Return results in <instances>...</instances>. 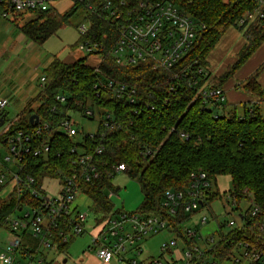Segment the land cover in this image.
<instances>
[{
	"label": "built area",
	"instance_id": "obj_1",
	"mask_svg": "<svg viewBox=\"0 0 264 264\" xmlns=\"http://www.w3.org/2000/svg\"><path fill=\"white\" fill-rule=\"evenodd\" d=\"M2 1L8 7V11L1 15L4 18L10 14L44 12L49 9L45 0H0ZM70 1L76 10L80 8L84 10V20L77 26L81 37L77 50L87 57L100 58L98 63L90 67L96 76L92 87V98L113 100L128 110L124 112L122 118L114 111H107L92 104L90 100L82 104V101L77 99L73 100V105L78 112L70 113L54 130L50 129L47 121L38 118L37 126L30 132L19 130L11 132L15 120H5L0 135V140L7 151L3 162L11 165L13 170H7L8 177L0 173V192L10 188L4 198L13 193L22 207L1 222V227L9 236L7 244L0 252L2 264H21L16 260L17 254L32 260L40 251H57L58 246L67 245L86 232L89 212H79L75 202L79 195H83L80 190L82 186L94 184L103 176L102 169L105 165L102 160L99 161V157L104 151L102 143L106 135L120 129L123 123L132 125L140 115L155 109L154 103L142 101L140 91L135 85L105 77L100 67L104 58H111L115 65L121 67L139 63L149 64L153 71L168 74L170 82H174L177 88L193 91L194 99L200 100L204 110L216 108L222 112L225 108L223 113L226 116L231 112L226 107L224 90L212 85L213 75L208 66L199 65L197 57L190 58V53L204 26L198 24L185 12L180 3L182 0ZM231 1L240 3V9H250L236 21V29H240L246 39L245 33L249 27L264 19V0ZM90 17L98 19L108 27L109 35H104V41L99 42L90 38L92 27ZM43 82L44 78L39 77L40 85ZM175 90L174 85L168 88V92ZM69 99V96L60 94L55 97V103L66 105ZM7 106L8 101L0 98V117ZM95 114L99 117V123L94 134L76 129L77 123L73 115L92 120ZM55 132L58 133L57 137L61 136L72 141L68 149V157L64 161V166L57 167L52 174L44 175L37 180L33 174L26 172L27 162L29 159L41 160L42 164L47 166L56 146ZM180 137L185 138L183 134ZM96 140H99L100 144L93 147L92 142ZM86 141L91 144H87ZM152 154L153 151L149 148L140 152L143 157ZM112 170L113 178L117 174H125L126 166L121 163L112 167ZM45 181H56L57 186L51 184L53 185L51 189L50 185L45 187ZM48 190L52 195H48ZM213 192L212 184L205 173H191L186 187L165 191L160 207L170 217H176L181 213L191 219L201 209L209 207L210 203L220 199L218 195L215 200L210 201ZM24 196L27 198L22 202ZM225 203L228 211L224 210V213H235L240 224L234 221L219 222L218 215L210 211L212 219L217 224L215 231L218 236L217 241L213 236L207 238L197 236V227L203 228L207 224L206 217L199 219L194 230L183 229L186 241L191 242V248L182 251V264H191L206 252L212 251L213 246L223 239L225 233L243 231L246 227L245 215L252 219L258 214L257 207L249 201L241 204L238 210L236 198L230 192L226 196ZM125 225H128V231H125ZM99 226L98 233L91 238V245L95 249L96 257L107 264L113 259L120 258V254L128 247L140 252V242L167 230L168 222L161 215L138 213L128 215L120 211L103 219ZM220 228L224 235L221 234ZM259 230L264 231V223ZM24 234L36 241L34 252L19 253ZM198 240L204 243L203 248L197 245ZM175 245L174 241L170 245L162 244L161 255H165L170 247ZM237 248H240L242 253L234 255V263H238L242 257L250 264H264V254L249 251L246 241L238 242ZM162 256L159 259H152L147 264H161ZM130 264L138 263L132 260ZM208 264L217 263L210 261Z\"/></svg>",
	"mask_w": 264,
	"mask_h": 264
},
{
	"label": "trees",
	"instance_id": "obj_2",
	"mask_svg": "<svg viewBox=\"0 0 264 264\" xmlns=\"http://www.w3.org/2000/svg\"><path fill=\"white\" fill-rule=\"evenodd\" d=\"M180 3L192 19L204 26L190 53V58L197 57L198 64L203 67L208 66L207 58L223 35L231 28L236 29L237 19L246 10H250L240 9V3L231 0H182ZM7 11L5 2H0V16ZM78 12L84 15L81 8L71 9L66 14L57 13L51 8L44 12H30L36 16L25 22L20 30L28 40L42 45L60 29L72 25L73 16ZM90 18V38L104 41V35H109L108 27L98 19ZM237 30L241 32L240 29ZM245 34L246 41L238 51L235 63L228 66L219 77L212 78L213 86L223 89L224 84L233 78L264 43V19L252 24ZM85 60L86 58L65 63L54 58L41 75L44 82L40 85L37 98L39 106L20 115L12 123L10 131L30 132L37 126L29 122L32 115H36L41 121H47L50 129L54 130L62 119L73 111L78 112L73 105V100L77 99L82 104L90 100L92 104L114 111L123 118L128 108L113 100L92 98L96 76L85 64ZM100 67L105 77L135 85L142 101L154 103L155 109L140 115L132 125L123 123L120 129L106 135L102 143L104 151L99 157V161L102 160L105 165L102 169L103 176L100 181L86 184L80 189L92 204L90 211L96 215L92 223L100 224L107 215L112 214L107 191L117 194L118 188L112 185V167L122 163L126 166L125 174L138 184L142 195V204L136 213L161 215L167 220L168 229L184 240L186 248H191V242L185 240L181 227L189 216L178 213L176 217H170L161 210L160 204L165 191L186 187L191 173H205L212 185H215L217 177L228 176L231 182L230 193L236 198L238 210L241 204L249 201L257 207L258 214L252 219L245 215L246 227L243 231L224 235L220 228L223 239L213 246L212 251L206 252L191 264H208L210 261L217 264H250L242 257L238 263L233 261L232 251L237 248L238 242L245 241L249 251L264 254V231L259 230L264 221V118L258 107L260 103H264V91L257 81L264 61L258 70L244 80L242 89L255 98V101L243 103L240 116L227 102L226 107L231 111L228 116L223 113L225 108L222 112L216 108L204 110L200 100L194 99L193 91L177 88L174 82H170L168 74L153 71L149 64L121 67L107 57ZM171 85L176 90L168 92ZM237 87L234 85L233 89ZM60 94L70 97L66 105L55 103V97ZM181 134L185 138H181ZM57 135L55 132L56 146L47 166L41 160L29 159L27 162L26 172L33 174L37 180L52 174L57 167L64 166L72 141ZM98 144L99 140L92 142L93 147ZM145 148L153 151L152 156L140 155ZM218 195L217 188H214L209 200H215ZM26 198L24 196L22 202ZM21 207L13 193L4 199L0 198V228L1 222ZM22 237L21 251L27 252L31 248L34 252L36 241L27 234ZM65 247L66 245H60L57 250Z\"/></svg>",
	"mask_w": 264,
	"mask_h": 264
},
{
	"label": "rangeland",
	"instance_id": "obj_3",
	"mask_svg": "<svg viewBox=\"0 0 264 264\" xmlns=\"http://www.w3.org/2000/svg\"><path fill=\"white\" fill-rule=\"evenodd\" d=\"M45 1H51V0H45ZM55 1H58V2H56V4L53 3L52 7L55 8L57 11L61 12V10L65 6V0L63 1L55 0ZM72 9H75L74 5ZM81 12L75 13L72 19V25L63 27L62 29H60L58 32H56L53 36H51L49 39H47L42 44V48L47 54V56L49 57L56 56V58L59 59L60 61H63V60L66 61L71 58H73V60L76 61V60H81V59L86 58L87 64H90L91 66H94L96 63L100 61L99 57H96V56L87 57L86 54L77 50V46L81 40V37L75 25L80 24L84 20L82 16L83 14ZM66 13H62V14H66ZM35 16H36L35 13L24 12L20 17H18L16 21L23 25L25 22L33 19ZM84 24L87 26V22H85ZM235 30L237 32L234 30H228L217 43L215 50L210 54V57H209L210 59L208 60V62L210 65L213 64L214 66L218 67V70H216L217 75H220L222 72L225 71V69L228 68V66L235 63L238 51L235 50L236 46L234 44H236L238 40L240 41V39H242L243 41H246V39L243 37L241 32H239L237 29ZM263 61H264V43L255 52V54L241 67V69L236 72L233 78H231L223 86L224 89H227L229 91L226 97L227 98L226 102L229 103V107H231L232 109L233 108L236 109L238 116L242 114V104L246 101H254L255 99L249 96L248 94H246L244 90L242 89L244 80L248 76H250L253 72L258 70L261 64L263 63ZM257 81L260 87L264 91V67L259 71ZM236 83H239V85L237 89H233L232 86L235 85ZM247 98L249 99L246 100ZM258 107L260 108L262 112V117L264 118V103H260ZM72 117H74L77 123V125H75L77 130L83 131L88 134H94L96 132L98 123H99V117L97 114H95V117L92 120H88L84 117H81L80 115H73ZM3 128L4 127L0 128V133L3 130ZM6 155H7L6 147L4 144H2V141L0 140V173H3L6 177H8L9 173L7 172V170L12 171L13 167L3 162L4 157ZM214 182H215V185H212V188L213 189L217 188L219 195H220V199L210 203L209 205L210 209L209 207L201 209L197 214L193 216L192 221L195 222V225H198L199 219L201 217H206L207 224L203 228L197 227L198 229L197 236L198 237L203 236V238L213 236L214 240L217 241L218 236L217 234H215V231L217 230V224L212 219V215L210 211H213L216 215H218L219 222L234 221L236 222V224L239 225L240 221L237 218L235 213H228V212H227L228 214L224 213V210L228 211L225 200H226V196L231 191L230 178L228 176H219L215 179ZM51 184H54L55 186H57L56 181H45L44 182V186L46 187L50 185L49 186L50 189L53 187V185ZM112 185L114 186V188H118V192L117 194H115L113 192L107 191V198L110 200L112 204L111 213L113 215L116 214L117 211H122L123 214H128V215L132 213H136L142 204V195L140 193L138 184L134 180L130 179L126 174L121 173V174L115 175L112 178ZM9 191H10V188L3 189L0 192V197L4 198ZM48 195H52L49 190H48ZM75 205L77 206V209L79 212L81 213L89 212L87 226L91 225L94 219L96 218V215L93 212L89 211V208H91V205H92L90 203V200L87 197H84L83 195H79L76 199ZM243 207H246V205H243ZM107 217H109V215H107L105 218ZM185 226H187L186 223L181 225L183 229H190V228H185ZM225 230L227 231L228 228H226ZM125 231H128L127 225H125ZM167 231L165 230L163 232H160L158 235L145 238L144 239L145 241H143V244L145 245L144 248L147 250L153 251V252H157L160 255L161 254L160 247L162 244L166 243L170 245L173 241L176 243V237L174 236V233H172V231H169L168 229ZM0 236L1 238L3 236V231L1 230H0ZM87 237L89 238L88 229L86 230L83 238L87 239ZM90 242H91V239H90ZM90 242H89V246H87L86 244L85 247L78 254L75 251V248H77V246L74 248V247H71L72 246L71 245L67 252H58L56 250L48 251V252L42 251L40 254H38L35 257L34 263L30 262L29 259L18 258L17 260L21 264H38V261L40 259L41 260L43 259L42 255L47 253L46 261L48 264L49 263L50 264L51 263L53 264H81L83 259L86 260L88 258L87 256L89 254L95 257V255L92 252L93 247L91 246ZM181 243L182 242L178 241V243H176L174 247L171 246L170 249L172 250L173 248H175L174 250H176V247L178 246L179 248ZM203 244L204 243L201 242L200 240L197 241V245H199L202 248H203ZM72 249H73V252L71 251ZM232 252L234 255H237V254H241L242 250L240 248H235ZM159 255L155 259H159L160 258ZM165 255H163L164 258H165ZM162 263L164 264L161 258V264Z\"/></svg>",
	"mask_w": 264,
	"mask_h": 264
},
{
	"label": "crops",
	"instance_id": "obj_4",
	"mask_svg": "<svg viewBox=\"0 0 264 264\" xmlns=\"http://www.w3.org/2000/svg\"><path fill=\"white\" fill-rule=\"evenodd\" d=\"M46 2L48 6L51 7V9H53L55 12L60 13V14L69 12L73 8V3L70 0H65V6L61 10V12L57 11L55 8L52 7L53 3L56 4V2L58 1L51 0V1H46ZM21 15L22 14H15V15L10 14L5 18L0 16V98L6 99L8 101V106L2 112L3 115L5 116V120L9 119L8 121H14L17 118H19L20 115H22L25 111L35 110L39 106V103L37 100L40 89H41L40 83H39V77H41L43 71L49 66V64L53 61V59L56 58V56H52V57L47 56V54L42 48V45H37L36 43L32 42L31 40H28L25 37V35L20 30V27L22 26V24L16 21L18 17H20ZM229 30L236 31L234 28H231ZM243 43L244 41L242 39H240V41L238 40L237 43L234 44L236 46L235 50L239 51ZM209 57L207 58V64H208L209 70L211 71L213 75L212 78L219 77L223 72L220 75H217L216 70H218V67L214 66L213 64L211 65L209 64L208 62V60L210 59ZM62 62L73 63L75 61L73 60V58H71L66 61L63 60ZM85 64L91 67L90 64H87L86 60H85ZM235 85L238 86L239 83H236ZM223 90H224L225 96L227 97L229 91L224 88ZM248 99L249 98H247L246 100ZM254 101H251V102H254ZM247 102H250V101H246L244 103H247ZM192 220L193 218L183 223V224L185 223L187 224L185 228L195 229L196 225H195V222H193ZM87 229L89 231V238L87 237V239H84L83 238L85 234L84 233L82 236L71 240L66 245L65 249H62L59 251L57 250V251L67 252L69 247L72 245L71 247H74V248L77 246V248H75V251L78 254L85 247L86 244L87 246H89L90 239L98 233L100 226L99 224L96 225L92 223L91 225L87 226ZM0 230L3 231L2 238L0 236V252H1L4 249L5 245L7 244L9 236H8L7 231L3 227H1ZM168 230L172 231L171 229H168ZM172 233H174V236L176 237V243H178V241L182 243L179 248L178 246L176 247V250H174L175 248H173L172 250L170 249L166 253L165 258L164 256H162V260L164 264L181 263L182 262V251L186 249L184 240L182 241L181 238H178L175 232L172 231ZM143 241L145 240H142L140 242V252H137L133 248L128 247L125 249L124 252L120 254V258L113 259L110 263H107V264H130V261L132 260H135L138 264L140 263L147 264L152 259L157 258L159 254L157 252H153V251L145 249L144 248L145 245L143 244ZM73 249L71 250L72 252H73ZM92 249H93L92 252L95 255V257L89 254L87 256L88 258L86 260L83 259L81 264H105V263H102L96 257L94 247ZM31 251L32 249L28 248V252H31ZM21 252H24V250L20 251L19 253ZM41 252L42 251H40L38 254H40ZM44 252H48V251H44ZM38 254H36L35 257ZM46 255L47 253L42 255L43 257L42 260L41 259L39 260L38 258L39 260L38 264L40 263L48 264L46 261L47 259ZM35 257L32 260L30 259L29 261L34 263ZM18 258L29 259L20 254H17L16 260ZM0 264L2 263L0 262Z\"/></svg>",
	"mask_w": 264,
	"mask_h": 264
},
{
	"label": "water",
	"instance_id": "obj_5",
	"mask_svg": "<svg viewBox=\"0 0 264 264\" xmlns=\"http://www.w3.org/2000/svg\"><path fill=\"white\" fill-rule=\"evenodd\" d=\"M29 122H30L31 125L34 126V125H36L39 122V119H38V117L36 115H32L29 118ZM4 123H5V116L2 115L0 117V128L4 126Z\"/></svg>",
	"mask_w": 264,
	"mask_h": 264
}]
</instances>
